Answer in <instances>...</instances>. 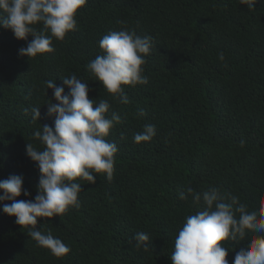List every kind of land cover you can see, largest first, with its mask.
I'll return each mask as SVG.
<instances>
[{
  "label": "trees",
  "instance_id": "obj_1",
  "mask_svg": "<svg viewBox=\"0 0 264 264\" xmlns=\"http://www.w3.org/2000/svg\"><path fill=\"white\" fill-rule=\"evenodd\" d=\"M76 20V30L53 38L55 51L35 58L18 52L31 35L17 39L0 25V180L22 177L31 195L17 200L37 195L40 172L26 144L42 150L33 133L54 126L46 103L58 101L52 89L46 95L45 81L67 94L62 78L71 74L88 83L90 98L109 100V115L121 117L105 138L118 147L113 179L77 178L79 207L38 218L37 228L51 229L71 249L60 258L36 245L27 234L31 226L3 212L11 201L0 202V264H172L185 217L204 208L191 197L181 200L180 191L216 187L248 211L264 206V0L251 10L239 0H87ZM124 27L153 40L142 66L148 83L125 85L127 104L113 100L86 69L101 53L99 40ZM34 106L41 113L36 121ZM145 124H154L156 135L135 143ZM141 231L149 236L147 251L135 247L133 236ZM250 235L223 242L233 246L229 264Z\"/></svg>",
  "mask_w": 264,
  "mask_h": 264
},
{
  "label": "clouds",
  "instance_id": "obj_2",
  "mask_svg": "<svg viewBox=\"0 0 264 264\" xmlns=\"http://www.w3.org/2000/svg\"><path fill=\"white\" fill-rule=\"evenodd\" d=\"M87 0H0V25L11 29L15 38L26 40L33 37L26 47H21L20 55L35 58L46 52H53V38L63 40L77 28L76 13ZM251 10L257 0H239ZM41 25L38 29L36 26ZM101 53L86 64V69L99 81L105 91L120 103H129L125 85L135 87L147 84L143 75L146 56L153 47L152 37L140 36L134 29L121 28L111 31L99 40ZM221 61L224 53H218ZM63 86L55 81H45L47 90L53 96L46 103L47 115L54 116V126L47 124L34 131L33 136L42 150L31 143L26 144L27 155L37 163L40 172L37 195L34 199L17 200V197L30 196L23 188L19 175H9L0 180V202L2 210L15 216V223L28 227V236L38 247H44L60 258L70 252V248L51 229L47 232L37 228L38 218L62 216L70 207H79L78 194L82 191L77 178L95 184V174H105L110 182L113 179L115 154L118 151L114 141L105 138L110 129L121 123L120 115L112 111L109 100L89 97L88 83L75 74L64 77ZM29 111L24 109L25 114ZM32 120L41 117L40 107L31 108ZM140 115L144 110H140ZM156 135L154 124H145L142 132L134 135L135 143L148 142ZM192 205L203 202V210L187 215L174 239L170 256L172 264H229L228 250L223 242H244L239 247L233 264H264V206L248 211V205L239 202L231 193H221L216 187L196 192L188 187L179 192V198ZM225 199L229 203H225ZM239 214L238 217L236 214ZM135 247L148 250L149 236L137 232L133 236Z\"/></svg>",
  "mask_w": 264,
  "mask_h": 264
}]
</instances>
